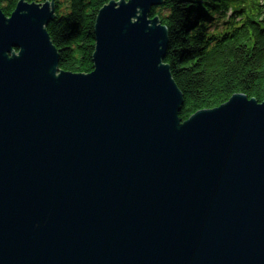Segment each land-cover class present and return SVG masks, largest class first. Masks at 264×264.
I'll list each match as a JSON object with an SVG mask.
<instances>
[{"label": "water", "instance_id": "1", "mask_svg": "<svg viewBox=\"0 0 264 264\" xmlns=\"http://www.w3.org/2000/svg\"><path fill=\"white\" fill-rule=\"evenodd\" d=\"M163 3L101 7L89 73L0 4V264H264V101L184 121Z\"/></svg>", "mask_w": 264, "mask_h": 264}, {"label": "trees", "instance_id": "2", "mask_svg": "<svg viewBox=\"0 0 264 264\" xmlns=\"http://www.w3.org/2000/svg\"><path fill=\"white\" fill-rule=\"evenodd\" d=\"M110 1L56 0L57 17L47 28L61 54L60 69L93 71L94 24ZM18 2L0 4L10 16ZM151 14L168 27L166 62L184 94V121L236 93L264 101V0H164Z\"/></svg>", "mask_w": 264, "mask_h": 264}, {"label": "rangeland", "instance_id": "3", "mask_svg": "<svg viewBox=\"0 0 264 264\" xmlns=\"http://www.w3.org/2000/svg\"><path fill=\"white\" fill-rule=\"evenodd\" d=\"M40 2L43 3V2H45V1L40 0Z\"/></svg>", "mask_w": 264, "mask_h": 264}]
</instances>
